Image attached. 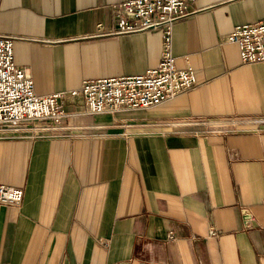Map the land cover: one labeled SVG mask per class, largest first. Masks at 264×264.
<instances>
[{"label":"crops","instance_id":"obj_1","mask_svg":"<svg viewBox=\"0 0 264 264\" xmlns=\"http://www.w3.org/2000/svg\"><path fill=\"white\" fill-rule=\"evenodd\" d=\"M121 0H0V35L38 95L158 65L161 29L110 34ZM172 28L198 84L152 109L0 128V264H264V63L226 35L264 0H194ZM173 237L170 239L169 234Z\"/></svg>","mask_w":264,"mask_h":264},{"label":"built area","instance_id":"obj_2","mask_svg":"<svg viewBox=\"0 0 264 264\" xmlns=\"http://www.w3.org/2000/svg\"><path fill=\"white\" fill-rule=\"evenodd\" d=\"M194 0H121L114 9L120 35L161 29L162 47L159 63L142 74L92 78L75 90L36 94L33 78L14 58V37L0 35V128L15 129L20 124L43 122L59 124L65 117L63 106L68 96L80 95L88 114L123 110L152 109L175 96L194 89L198 82L194 70L176 68L172 53V28L179 18L193 13ZM236 44L242 64L264 63V18L241 24L226 35ZM22 189L0 184V204L19 205ZM173 237L172 233L169 238Z\"/></svg>","mask_w":264,"mask_h":264}]
</instances>
